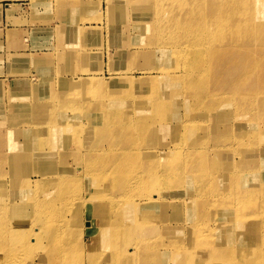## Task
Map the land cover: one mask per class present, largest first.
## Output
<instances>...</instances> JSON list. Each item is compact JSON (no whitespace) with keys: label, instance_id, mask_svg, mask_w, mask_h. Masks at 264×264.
Returning a JSON list of instances; mask_svg holds the SVG:
<instances>
[{"label":"bare ground","instance_id":"6f19581e","mask_svg":"<svg viewBox=\"0 0 264 264\" xmlns=\"http://www.w3.org/2000/svg\"><path fill=\"white\" fill-rule=\"evenodd\" d=\"M106 1L108 4L106 15H109V13L113 14L121 25H125L127 22L134 25L138 30L140 29L141 36L149 41H152L149 39V36L151 35V23H153V35H156V39L153 42L154 46L159 45L160 48L169 51L171 57H178L179 61L182 60V72H185L186 76L177 75V77L181 81H184L183 83H185V87L187 88L186 92L188 94L186 97L189 100L186 108L187 116L194 117L199 112L212 113L223 104L224 101L218 95L219 93L207 94L205 85L200 82L204 77L206 78L208 75L210 77V74L214 70H220L225 76L226 80L223 82V88L233 85L237 87L244 86V84L240 83H250L254 75V81L257 80V64L264 62V0H205L203 2H200V0ZM122 1H124L123 4ZM92 4L91 7L96 6L94 9L98 12V18L94 12H91L89 17H82V19L100 21L103 13L99 11V5ZM125 5H128V7H125ZM148 7L151 8L152 14L150 13L146 17L142 12L144 9H148ZM112 27L114 30L118 29L117 25H112ZM90 31H94L96 32L95 35H99V30L97 31L92 28ZM255 34L257 37H255ZM161 35H165L167 38H160ZM124 42L128 44L129 40L127 42V39L122 34L121 43ZM243 45L259 48L262 53L258 56L254 50L255 48L244 52ZM178 48L179 50L177 51ZM240 60L247 63V67L242 68L240 73L232 77ZM23 61L24 59L21 58L20 64ZM203 61L206 62L205 68L200 71L203 66ZM72 69L74 71L68 70L70 75L77 78L76 82L84 89V92L90 90L87 94L90 93L91 95L79 94L73 89L77 87L76 85L70 82H63L61 84L65 86L64 89L61 88L62 90L57 91L61 96H41L40 94H36L39 92L36 91V86L39 87L41 84L39 83V86L35 85L32 91L33 95L30 99L25 100L23 97L14 96L10 98L12 103L10 109L16 111L13 116H6L4 111L0 113V118H7L5 121H13V124L23 126L22 130L18 129L13 132L20 133L23 137L24 132L31 130L37 135L34 141L25 146L18 144L19 136L8 139V142L10 141V147H8L11 149V158L9 160L8 158L7 160L5 159V164L10 166L9 178L5 180V177H3L0 180V188H7L9 193V187L6 185V182L11 177H16V185L15 187H11V192L16 191V193L8 196L5 190H0V238L3 239V234L5 233L12 244H14V241L16 242L19 250L10 252L13 262L25 261L27 258H32L33 253H36L37 260L39 261L45 257L46 264H54L56 260L60 264H81L82 260H76L75 262L72 260L71 254L75 252L71 246H51L45 242L47 237H50L55 229L53 216L56 214V196L71 181L72 183L75 182L76 191L67 196L75 200L79 198L80 201L75 204L77 206V215L67 220L66 225H70V221L71 224H74V220L80 217V223L82 224L81 230L79 231L80 236L84 232L91 235V237L80 238L82 243H88L87 251L91 254V261L88 264H97L103 255L113 251L114 248L113 261L112 259H105L104 261L115 263L119 258L116 257L117 253L125 256L127 253L125 251H131V253L127 254L130 257L132 254H136L139 258L137 264H164V262H168L170 259L173 261L180 260L184 253L181 252V249L186 247L188 251L189 249L193 250V254L190 255V251L188 255L189 264H220L232 262V264H257L263 262L264 249L260 253L262 247L258 250H250L251 252L243 256L238 255L242 247L238 248L236 253L234 251L235 248L230 247L225 241L227 233H205L211 227H200L196 219L201 213H203V216L206 213L207 198L213 201L215 205L214 209L218 211L216 215H213L214 213L211 214L213 216L212 220H217V222H230L229 219H225L222 215L233 218V206H236L237 214L245 213V218L249 212L247 205H251L254 201L261 202L264 199V174L260 175V167L256 165L259 163L258 161L250 162V159L247 158L261 151L264 152V147L261 142L244 141L247 140L246 135L243 137L241 133L237 134L234 131V127L229 124L231 127H227L226 131L228 136H216V139L212 141V139L207 140L200 133L198 138L202 143L190 148H183L186 150V154H182L181 151H179L180 153L173 152L177 148H181V143L178 142L177 144H173L172 147H169L163 154L150 155L153 157L151 161L156 160L159 156L163 160V163H166L165 160L169 157L178 159H183L184 157L188 159L187 161L191 162V164H188L185 169H180V166L178 171L179 176L176 173V165L173 166L172 164L166 163L161 166L155 164L151 167L152 164H148V167L142 169L143 164L140 165L142 163L140 162L137 163L136 173L132 172L130 175H124L118 180L116 176L113 177L110 175L97 176V178L95 173L102 166H111L110 169L116 166L118 167L124 164L123 160L126 157L122 154H116L113 157L115 159H113L111 158V154L108 153V150H100L99 146L96 147L94 144L91 145V153H81L80 150H82L83 145L80 147L74 146V142L70 137L75 134H83L88 128L87 123L91 121H93L91 125L95 124L93 129L90 130L93 135L100 137L108 135L109 138L114 140L117 135V129L121 130V125L123 126V130L129 128L127 131L130 132V135L136 134L138 129L132 128L133 126L130 120H126L125 122L127 123L120 122L121 124L114 120L116 117H119L118 108L110 107V104L123 101L122 99L116 98L126 94L129 96L133 95L130 88L131 82H133L131 87L134 89L146 84L152 88L150 92L155 94V96L137 95L140 101L143 102L144 99H147L151 100L153 104V109L151 110L153 112V118L149 116V121L145 122L144 125L151 124L153 128L156 125L153 121L157 120L159 111L169 100L165 93L158 90L157 85L159 80L149 75H143L139 78L124 76L120 80L125 85L129 83L128 88L130 90L122 89L113 91L114 98L111 99L99 95L101 91L94 89L96 83H93V81H98L100 84L97 85L100 86H104L106 81L89 74V57L84 51L78 55ZM262 72H264V69ZM171 79L174 78L172 77ZM45 83L43 82V84ZM254 84L259 88L253 93L264 87V81L261 80L260 84ZM206 88L208 87L206 86ZM215 89H219V86L212 87V90ZM254 95L260 97L255 109L264 110V94L257 93ZM24 102L29 104L23 105ZM226 103L234 105L235 126L237 129L241 131L242 128L243 130H251L250 134L255 133L250 138L257 139V131L250 129V123H252L251 118H242L247 120L245 123V121L236 116L238 114V106H240V112L247 113V110H243L245 107L250 110L249 100L235 95ZM139 110L141 109L137 111H133V109L126 110L127 118L131 119V116L135 112L140 113ZM71 117H78L79 121L70 124L69 120ZM55 119L60 124L54 125L53 122H55ZM212 121L216 120L212 119ZM175 122L179 123V125L171 126V128L172 133L176 135L184 133L186 135L189 131L192 132L195 129L205 131L208 128L207 124L197 123L188 118L186 120V117L181 121L177 119ZM156 123L159 122L156 121ZM214 125L222 128L224 123ZM238 125H242V128ZM244 125H246L245 128ZM44 128L47 130L42 131ZM48 130H52L49 135L56 136L54 142H50L46 138ZM65 139H68L72 145L69 146V149H78V152L69 153L70 157L75 159L73 163L74 167L71 168L68 165L61 166L60 168L66 167V172H61L58 166L57 169L53 167L52 162H56V160L50 152L54 150V154L56 152L59 153L61 149L60 144ZM205 142L207 143L204 145ZM209 142H211V145H209ZM133 149L134 146L129 145L127 150ZM24 150L35 151L30 155H23ZM208 150L211 153H208ZM136 151H138L137 148ZM46 153H49L50 156H45ZM259 156L264 157L263 154ZM21 157H24L23 159L27 157L38 158L36 162V175L33 178L23 174V168L20 163ZM143 161L145 162V160ZM202 161H208L211 165L204 167L196 166L197 163ZM83 162L88 164V170L83 174L85 175L84 178L81 177L82 175L79 176L77 170H75L77 165ZM184 162L182 161V163ZM44 163L48 165V176H42L41 174V168ZM158 168H161L160 170L165 173L163 179L166 181V185L164 188L170 189L173 185V181L168 180V177L179 178L180 181L178 182L188 185L191 189H193L198 178L203 179L207 185L202 194L196 195V191L193 194L192 202H188H191L190 211H188L187 200L184 197H172L173 201L169 203V206L177 205L180 207L179 216L182 215L185 219L184 224L183 220L178 219L175 222L172 221V226L169 223L166 225L159 217L158 209L162 205L157 202L143 207V204L140 203L141 201L129 204L126 199L117 198V196L110 202L107 194L103 192L98 193L107 188L111 189V186L115 187L116 192L128 187L129 192L126 190L127 193L141 197L144 190V177L147 173L158 171ZM113 173L114 171L110 172V174ZM77 177H80L81 180ZM183 177L186 178L185 181L182 180ZM84 181L86 182L84 184L86 189L83 191L81 183L83 184ZM103 184H105L104 187ZM149 184L151 185L148 180L146 185L148 186ZM261 187L263 190L260 189ZM82 192H84V196ZM152 195L157 194H153L152 192ZM122 200L127 204H123L121 202ZM236 200L241 201L235 203ZM167 202L169 200H163L162 204ZM131 205L135 209H132L130 207ZM110 208H113V210ZM127 208L128 210L123 212ZM149 208L155 209V217L151 218ZM109 210L113 211L112 217L108 213ZM261 216L258 215L257 217H259V225L262 229L260 236L262 237V233H264V208ZM96 219L99 221L98 226L95 225ZM164 219L167 220L166 215ZM189 219L195 221L188 223ZM253 219L254 217L251 214L250 220L252 221ZM140 221L151 226H136L134 224V222ZM105 222H111L113 224L114 233H111L109 226H104L106 224ZM16 223L21 224L18 225ZM198 229H201L202 233L197 234L195 231ZM164 230H174L175 232L164 233ZM128 231L131 233H128ZM120 233L124 237L125 245H127L124 251H117L115 245ZM221 235H223L221 239L223 243L219 241ZM130 236H132L131 242L126 244ZM108 237L113 238V240L107 242ZM94 238L96 239L98 248L97 246L95 247V244H92ZM134 244L136 250L133 248L129 250L128 247H133ZM148 245L152 249H147ZM206 250L210 251V253L208 252L211 254L210 256L208 253L205 255ZM97 252L99 253L96 258L94 255ZM53 253L54 255H52Z\"/></svg>","mask_w":264,"mask_h":264},{"label":"rangeland","instance_id":"374dc122","mask_svg":"<svg viewBox=\"0 0 264 264\" xmlns=\"http://www.w3.org/2000/svg\"><path fill=\"white\" fill-rule=\"evenodd\" d=\"M35 1V0H34ZM42 1L43 3L39 4L37 6H41L40 10L42 12L35 13L32 15V17H35V25L36 29L30 36L31 39V50L34 51V55L28 56L26 59H29L27 64L24 62V64H16L15 66H19L20 69L19 72L15 71L11 62H9V69H8V75H11L13 79L10 80L9 83L2 84L1 85V92H0V113L4 111L6 113V116H13L16 111H12L10 109V106L12 105L10 98L11 97H20L24 98L25 100L30 99L32 97V91L36 86V91H39L36 94H40L41 96H47V97H53V96H61L60 93H57V91L64 89L65 86L61 83H72L73 85H76V88H73L77 91L79 94H87L89 91L84 92L83 88L80 87L79 83L76 82L77 78L72 77L70 75L69 71H74L72 67L74 66L76 59L78 55L84 51L87 53L89 57V74L93 77H98L99 79L105 80L106 83L104 86H100L97 84H100L98 81H93V83H96L94 86V89L97 91H101L99 95L108 97V99L114 98L113 97V91L117 90H130L128 87L129 83L127 85L124 84L122 80H120L124 76H133L135 78H139L143 75H149L154 78H157L159 80V83L157 85V88L159 91L165 93L168 97L169 102L165 103L163 105V108L159 111L157 120L159 123L155 122V126L152 128L151 124L144 125L145 122L149 121V116L153 118V112L151 111L153 108V104L151 100L144 99V101H140L137 95H147V96H155V94L151 93L152 90L151 87L144 84L141 87L133 88L131 87V93L132 96H129L128 94L124 96H120L116 99H122V102H115L113 104H110L111 108L117 107L119 117H116L114 120L118 123H127L126 120H130L132 122V128L138 129L136 134L130 135V132L127 130H123V126L121 125V130L117 129V135L115 139L109 138L108 135L106 136H97L93 135L90 130L93 129V125H91V122H88V128L85 130L83 134H75L71 136L70 138L74 142V146H82V150H80L81 153L88 154L91 153L90 148L91 145L94 144L96 147L99 146L100 150H108V153L111 154V158H113L116 154H122L126 158L123 160L124 164L119 165L118 167H113L110 169V167H107L106 165L102 166L99 171H96V177L103 176V175H110V176H116L117 180L124 176V175H130L132 172H137V163H140V165L143 164V168L148 167V164H152L151 167H153L155 164H159L161 166L162 164H172L173 166L176 165V173L178 174L179 168L185 169V167L188 166V164H191V162L187 161L188 159H178V158H172L169 157L165 161L166 163H163V160L160 159L158 156L156 160H153V157L150 156L152 154H163L167 151L169 147H172L173 144H177L178 142L181 143V148H177L174 150V153H180L186 154V150L183 148L186 147H193L194 145H199L202 142L199 140V135L202 133L206 137V139H216V136L220 137H226L228 136L226 134L227 127H231V125L234 127V131L237 134H242L243 137L246 135L247 140L244 141H260L261 144L264 147V110L255 109L259 96H256L254 94L260 93L264 94V87H262L260 90L253 93L256 89L259 87L256 86L254 83H259L260 80L264 81V62L258 63V70L256 73V81H254L255 75L253 77V80L250 83H240L244 84V86L237 87L235 85L230 87L223 88V82L226 80L225 76L220 70H214L210 77L209 75L205 78H203L200 82L205 85V89L207 94H218L221 96V99L224 101L223 104L217 108V110L213 111L212 113H206V112H199V114L192 116H187L186 114V108L189 104V100L186 97L187 96V88L185 87L184 81H181L179 76H186L185 72H182V60L179 61L178 57H171L170 52L167 51L164 48H160L159 45L154 46L153 42L154 39H156V35H153L154 29H153V23H151V35L149 36V39L152 41H149L148 39L144 38L140 34V29L138 30L134 25L129 24L127 22L125 25L119 24V20H117L116 16L113 14L106 15L107 11V1L106 0H47L48 5L53 2V4L56 7H53V11L56 9H59L60 6H66V9L64 12H52L49 13L48 10H50L49 6H43L45 0H38ZM205 0H200V2H203ZM124 1H122L123 4ZM93 3V4H92ZM85 4V5H83ZM92 5H99V11L102 12L101 20L95 21L94 19H82V17H89L91 15V12H94L96 17L98 12H96V9L94 7H91ZM88 5V6H87ZM83 6V7H79ZM38 7V8H39ZM125 7H128V5H125ZM144 9V8H143ZM44 10V11H43ZM46 10V11H45ZM46 12V13H45ZM152 14L151 8L148 7V9H144L142 14L144 16H148L149 14ZM131 14V13H130ZM132 15V14H131ZM98 18V17H97ZM96 19V18H95ZM132 23V22H131ZM84 25V26H82ZM112 25H117L118 29L114 30ZM69 26V27H68ZM68 27V28H67ZM94 30H99V35L92 32V28ZM98 27V28H97ZM131 27V28H130ZM124 35L125 39H127V42L121 43V35ZM253 37V36H251ZM255 37L257 35L255 34ZM160 38H167L165 35H161ZM120 39V40H119ZM159 39V38H158ZM255 47L252 46H244L243 45V51L248 52L251 49H254ZM179 48L177 49V51ZM256 51V54L258 56L261 55L262 51L259 48L254 49ZM23 56H17L16 59H19ZM66 60V61H65ZM72 61V62H70ZM206 62H202V68L203 70L205 68ZM34 65H36L34 67ZM13 69L11 70V68ZM128 67V69H126ZM247 63L240 60V63L236 69V71L233 73L232 77H234L236 74L240 73L242 68H246ZM239 70V72H237ZM66 71V73H64ZM174 79H171V78ZM74 80V81H73ZM43 82H46L43 84ZM50 82V83H48ZM142 82V81H141ZM140 82V83H141ZM7 84L10 87H6ZM15 84L18 88H15ZM61 84V85H60ZM251 84V85H250ZM216 85L219 86V89L212 90V87H215ZM206 86L208 88H206ZM70 87V86H66ZM256 87V88H255ZM62 88V89H61ZM16 90L18 93L11 94V91ZM29 91V92H27ZM94 92V91H93ZM5 94V95H4ZM96 94V93H95ZM94 94V95H95ZM252 94V95H248ZM87 95H91L90 93ZM93 95V94H92ZM238 95L239 97H243L247 100H249L250 104V110L245 107L243 110H247V113L240 112V106H238V114L236 115L241 120L247 122V117L251 118L252 123H250V126L252 130L257 131V139L250 138V136L255 133H251V130L245 129L243 130L242 125H238L241 130H238L235 126V116H234V105H229L226 102L231 99L232 96ZM146 97V96H145ZM225 99V100H224ZM29 103L24 102L23 105H28ZM102 106V104H100ZM6 107V108H5ZM28 109V108H27ZM133 109V111H137L138 109L140 113L135 112L131 119L127 118L126 110ZM22 110V109H18ZM35 116V115H34ZM184 117L197 122V123H203L207 124L208 128L205 131L202 130H193L192 132L189 131L188 134L185 135H176L172 133L171 126H178L179 123H176L175 121L179 119L181 121L184 119ZM211 117V118H210ZM246 117V118H245ZM31 118V117H30ZM245 118V119H242ZM7 118H0V180L5 177V180L9 178V170L10 166L5 164V161L9 160L11 158L10 153L11 149L10 147V141L8 142L9 138L19 136V143L22 146H25L28 143H31L36 138V134L29 130L28 132H24L23 137L20 133H15L13 131L15 130H22V125L13 124L12 122L5 121ZM216 120V121H212ZM78 117H71L69 120L70 124L78 122ZM120 123V124H121ZM218 123H224V126L222 128H219L215 126L214 124ZM54 125L60 124L57 119H55V122H53ZM231 124V125H229ZM229 125V126H228ZM246 125H244V128ZM46 128L42 129L44 131ZM47 130V129H46ZM54 130V129H53ZM107 130V128H106ZM248 130V131H247ZM124 131V132H123ZM129 133H127V132ZM247 131V133H246ZM52 132V130H48L46 138H48L51 141L54 142V139H56V136L49 135V133ZM97 137V138H96ZM211 137V138H210ZM69 138V139H70ZM196 138V139H195ZM206 140V141H207ZM223 141V140H222ZM207 142L204 143V145ZM129 145H133V150H127ZM209 145H211V142H209ZM9 146V147H8ZM69 146H72L68 139H65L60 144V151L59 153L54 154V150L50 152L56 160V162H52V165L55 169H57V166L59 167L61 172H66L65 168H60L61 166H67L68 167H74V158H71L69 153H75L78 152V149H69ZM122 146V147H120ZM66 148V149H65ZM95 148V147H93ZM136 148L138 151H136ZM97 149V150H99ZM181 149V150H180ZM264 150V148H263ZM35 150H24L23 155H30ZM101 152V151H100ZM172 152V153H173ZM21 153V151H20ZM208 153H211L210 150H208ZM22 154V153H21ZM49 153H46L45 156H50ZM132 154V155H131ZM137 154V155H133ZM264 155V152L261 151L258 154L250 155L249 158L250 162H259L258 165L260 167V175L264 174V157L262 158L261 155ZM9 156V157H8ZM123 156V157H124ZM186 156V155H185ZM26 157V156H24ZM24 157H21L20 163L23 168V174L25 176L34 177L36 175V162L38 160L37 157H27L23 159ZM246 158V159H247ZM6 159V160H5ZM90 159V157H89ZM115 159V158H113ZM137 159V162H136ZM148 159V160H146ZM92 160V159H90ZM145 160V162L143 161ZM4 161V162H3ZM82 161V160H80ZM182 161H185L182 163ZM8 162V161H7ZM150 162V163H148ZM58 164V165H57ZM211 164L208 161H202L196 164L198 167H204V166H210ZM161 168H158V171H154L151 173H147V175L144 177V190L143 195L141 197H136L133 195H130L126 192V190L129 192V188L121 189L116 192L115 187L111 186V189L107 188L104 191H99L100 194L103 192L104 194H107L109 196V201L112 202L113 199H115V196L117 198H124L127 200L129 204H134L135 202H139L143 204V207L146 205H150L154 202H157L161 204L162 206L158 209V214L161 220H163L166 225L168 223L170 226H172V221H176L178 219L183 220V224L185 223V219L183 216H179V210L180 207L177 205H171L169 206V203H171L172 197L179 196L181 198L184 197V199L187 200L188 205V211H190V205L193 199V194L196 191L197 194H202L207 187V185L204 183V180L201 178L196 179V183L193 186V189L188 187V185H184L180 181V179L177 177H168L167 179L172 182V187L170 189L164 188L166 185V181L163 179L165 177V173H163ZM77 173L81 177H85V171L88 170V164L83 162L80 165H77ZM3 171V173H2ZM114 171L113 174H110V172ZM41 174L42 176H48V165L44 163L41 168ZM193 175V174H191ZM179 176V174H178ZM56 177V176H55ZM80 179V177H77ZM98 178V177H97ZM16 177L13 176L9 181L6 182V185L9 187V193L7 188L3 187L0 188V190H5L6 194L8 196H11L12 193H16V191L11 192V187H15ZM81 180V179H80ZM116 180V181H117ZM150 181L151 185H146L147 181ZM182 180H186L185 177H183ZM176 182V183H175ZM81 183V187H83V191L86 189L85 184ZM120 183V182H117ZM264 184V183H263ZM105 184H103L104 187ZM109 185V184H108ZM75 182L72 183L69 182L56 196L57 200L55 201V209L56 214L53 216V221L55 222V229L54 232H52V235L50 237L48 236L46 239V244H49L51 246H71L73 251L75 253L71 254L72 260L75 262L76 260L80 261L82 260L81 264H88L91 260V254L87 251V245L88 243H82V238L91 237V235L86 236L85 233H81V236L79 234V231L81 230L82 224L80 223V217L77 220H74V224L66 225V221L70 220L72 216L77 215V206L75 204L79 202L78 199H73L68 197L70 194L75 193L76 187ZM263 190V188H260ZM154 190V191H153ZM157 194V195H152ZM84 196V192H82ZM68 195V196H67ZM157 196V197H156ZM75 200V201H74ZM163 200H169V202L162 204ZM191 201L190 203H188ZM241 200H236L235 203L240 202ZM123 204H127L125 201H121ZM72 204V205H71ZM132 209H135L132 205L130 206ZM215 205L213 204V201L210 198H207V206H206V213H201V215L197 216V224L202 227H211L207 230L205 233H227L225 241L230 245V247L235 248L234 251H236L238 248H241V251L238 255H245L250 250H258L260 251L264 249V233H262V237L260 236V231L262 230L259 225V217L261 216L262 210L264 208V199L261 202L254 201L251 205H247V208L249 212L247 213L248 216L244 218L245 213L237 214L236 213V206H233V218H228L226 215L224 216L225 219H229L230 222H217V220H212V215H216L218 211L214 209ZM113 210V208H110ZM121 210V209H120ZM128 210L125 209L123 212H126ZM149 213L151 218L155 217V209L149 208ZM108 212V211H107ZM110 216L112 217L113 211L109 210L108 212ZM107 213V215H108ZM253 215L254 219L250 220V215ZM166 215L167 220L164 219V216ZM242 217V219H241ZM86 220V219H85ZM88 220V218H87ZM64 221V222H63ZM169 221V222H168ZM195 220L189 219L188 223L194 222ZM106 224L104 226H109L111 228V233H114L113 224L111 222H105ZM21 224V223H16ZM104 224V223H103ZM136 226L139 225H145V226H151L149 224L146 225L143 221L140 222H134ZM95 225H99V221L95 220ZM101 226V225H100ZM102 227V226H101ZM153 228V227H152ZM151 228V229H152ZM164 233H174V230H164ZM197 234L202 233L201 229H198L195 231ZM128 233H131L128 231ZM134 233V232H133ZM185 233H187L185 231ZM117 234V233H115ZM113 234V235H115ZM85 235V237H84ZM112 235V236H113ZM134 236V235H132ZM132 236L128 237L126 244L130 243L132 240ZM93 237V236H92ZM223 235H221L219 241H221ZM81 238V239H80ZM113 238L108 237V241H112ZM222 242V241H221ZM90 243V241H89ZM149 243V242H148ZM223 243V242H222ZM92 244L96 245V239H93ZM117 251L121 250L124 251L126 249L124 237L120 233V236L117 240V243H115ZM98 248V246H97ZM136 250L135 244L133 247H128ZM147 249H152L150 245L147 246ZM15 250H19L16 242L14 241V244H12L8 237H6V234H3V239L0 238V264H46L45 257L41 258V260H37L36 253H33L32 258H27L25 261H17L13 262L12 256L10 252ZM128 250V249H127ZM114 251L106 253L103 255L99 262L97 264H137L138 263V256L136 254H132V258L127 253H131V251H125L127 252L125 256H122V254L117 253L116 257L118 258V261L115 263H108L104 261L105 259H109L113 261L114 257ZM188 248L181 249V252L183 253V256L178 261L169 260L168 262H164V264H189L188 255L191 251V254H193V250ZM136 252V251H135ZM210 253V251L206 250L205 255L207 253ZM261 251L260 253H262ZM97 252L94 256L98 257ZM208 253V254H209ZM54 255V253L52 254ZM211 254H209L210 256ZM60 256V254H59ZM237 256V255H236ZM115 257V258H116ZM167 258V257H166ZM233 263V262H232ZM232 263H220V264H232ZM257 263V264H263ZM54 264H60L58 260L55 261ZM80 264V263H79ZM235 264V263H234ZM237 264V263H236Z\"/></svg>","mask_w":264,"mask_h":264},{"label":"crops","instance_id":"0c3cea01","mask_svg":"<svg viewBox=\"0 0 264 264\" xmlns=\"http://www.w3.org/2000/svg\"><path fill=\"white\" fill-rule=\"evenodd\" d=\"M36 2L43 3L38 0H0V92L1 85L9 83L13 79L11 75H8L9 62L13 67H17L14 69L19 72V66L15 65H20V59H24L21 64H24V62L27 64L29 59L26 58L34 55V51L31 50L30 36L35 31L36 25L34 22L35 17H32V15L42 12L40 10L41 6H37ZM43 6L50 7L49 13L64 12L66 9V6H60L59 9L53 11V7L56 6L53 2L48 5L47 0H45ZM17 56L23 57L16 59ZM6 87L10 86L7 84ZM14 87L18 88L16 84ZM13 93H17V91H11V94ZM85 235L89 236L90 234L85 233Z\"/></svg>","mask_w":264,"mask_h":264}]
</instances>
